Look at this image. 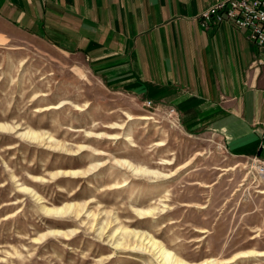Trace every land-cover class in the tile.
<instances>
[{"label":"rangeland","instance_id":"374dc122","mask_svg":"<svg viewBox=\"0 0 264 264\" xmlns=\"http://www.w3.org/2000/svg\"><path fill=\"white\" fill-rule=\"evenodd\" d=\"M0 34V264H160L144 236L189 264H264L231 261L264 253L259 146L228 155L81 54L1 16Z\"/></svg>","mask_w":264,"mask_h":264},{"label":"crops","instance_id":"0c3cea01","mask_svg":"<svg viewBox=\"0 0 264 264\" xmlns=\"http://www.w3.org/2000/svg\"><path fill=\"white\" fill-rule=\"evenodd\" d=\"M218 1L0 0V16L81 54L112 89L173 107L187 133L253 155L264 135V64L244 29L202 24Z\"/></svg>","mask_w":264,"mask_h":264},{"label":"built area","instance_id":"2783aa9c","mask_svg":"<svg viewBox=\"0 0 264 264\" xmlns=\"http://www.w3.org/2000/svg\"><path fill=\"white\" fill-rule=\"evenodd\" d=\"M199 17L203 25L229 22L235 28L244 29L247 38L258 46L260 57L257 62L264 64V0H221L200 13ZM147 103L152 104L153 101L148 100ZM175 112L173 107L170 108V113ZM259 150L258 155L250 156L247 161L255 174L264 173V139Z\"/></svg>","mask_w":264,"mask_h":264},{"label":"bare ground","instance_id":"6f19581e","mask_svg":"<svg viewBox=\"0 0 264 264\" xmlns=\"http://www.w3.org/2000/svg\"><path fill=\"white\" fill-rule=\"evenodd\" d=\"M29 137H31V139H37L38 136L37 134L33 133V132H29ZM129 164V163H128ZM124 165H127V163H124ZM123 165V166H124ZM131 165V164H130ZM130 165H127L128 168L130 169ZM134 168V167H133ZM133 170V169H132ZM135 173H140L139 170H135ZM64 207L58 208V209H52V212L56 213V214H61L64 212ZM151 211V210H150ZM152 212V211H151ZM149 213V212H147ZM151 215V214H150ZM149 217V216H148ZM138 235V234H137ZM144 236V235H143ZM141 237V235H140ZM145 237V236H144ZM141 241V246L140 248L143 249L144 252H148V253H152L158 262H160V264H189L185 261H183L182 259H180L176 254H174L172 251L168 250L163 243H161L160 241H158L157 239L154 238H144ZM139 238V237H138ZM142 238V237H141ZM140 238V239H141ZM253 255H259V256H263L264 253H256L253 251H248V252H243V253H239L237 255H235L232 259L234 260L235 258L241 257V256H253ZM207 262V263H206ZM204 263L201 264H214L212 260L206 261Z\"/></svg>","mask_w":264,"mask_h":264}]
</instances>
